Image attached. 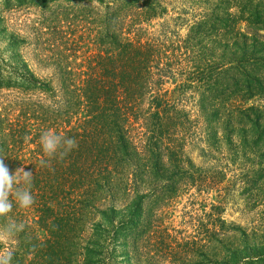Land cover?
<instances>
[{"label":"trees","instance_id":"16d2710c","mask_svg":"<svg viewBox=\"0 0 264 264\" xmlns=\"http://www.w3.org/2000/svg\"><path fill=\"white\" fill-rule=\"evenodd\" d=\"M3 10L16 63L0 60V157L10 174L32 172L35 202L0 217V255L116 264L119 245L128 264H182L189 242L166 212L214 194L195 212V264H264V0H5ZM48 130L76 147L45 157ZM236 196L243 223L223 217ZM10 222L24 225L11 239Z\"/></svg>","mask_w":264,"mask_h":264},{"label":"rangeland","instance_id":"374dc122","mask_svg":"<svg viewBox=\"0 0 264 264\" xmlns=\"http://www.w3.org/2000/svg\"><path fill=\"white\" fill-rule=\"evenodd\" d=\"M4 1L5 0H0V15H4L7 18L9 17L7 16L8 13L3 10ZM11 18L12 19L9 20L10 23L8 22L9 25L21 21L22 16L15 15ZM1 29H3L2 23H0V60L3 59L7 65H14L16 63L13 60L14 55L11 52L6 51V47L8 45V38L5 35L1 34ZM188 154L195 164H203L204 159L199 147H188ZM214 199L215 195L210 194L208 199L203 200L202 202V199L199 198L197 201L199 202V204H195V199L193 200L185 196L173 203V205H171L166 212L164 225L170 228V232L174 231L172 234L174 236L179 237V239L181 240V245L185 242H189L188 258H186V260H183L181 262L182 264H195L194 247L191 244L192 241H194L195 239V212L199 214L202 209L208 211V208L206 206H208L210 202L213 203ZM192 202L193 204H191ZM200 203H202V205L204 206H201ZM241 209L242 203L236 196L235 198H233V200L227 201L223 212V217L227 221L243 223V218L240 214ZM122 250L123 249L119 245L115 246L116 264H128L123 259Z\"/></svg>","mask_w":264,"mask_h":264},{"label":"clouds","instance_id":"9594fccd","mask_svg":"<svg viewBox=\"0 0 264 264\" xmlns=\"http://www.w3.org/2000/svg\"><path fill=\"white\" fill-rule=\"evenodd\" d=\"M40 147L45 157L51 159L62 156L76 147V141L72 138L58 135L51 130L43 131L39 139ZM5 157H0V217H7L14 205L20 208H30L34 204L31 192L33 174L25 171L23 167L14 173L9 172L5 165ZM45 163V161H41ZM24 228L23 224L10 222L3 229V235L8 238L15 237ZM13 252L0 255V264H12Z\"/></svg>","mask_w":264,"mask_h":264}]
</instances>
